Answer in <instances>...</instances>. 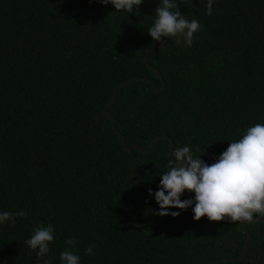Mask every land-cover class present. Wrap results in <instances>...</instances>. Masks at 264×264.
Returning <instances> with one entry per match:
<instances>
[{
	"label": "trees",
	"instance_id": "1",
	"mask_svg": "<svg viewBox=\"0 0 264 264\" xmlns=\"http://www.w3.org/2000/svg\"><path fill=\"white\" fill-rule=\"evenodd\" d=\"M158 4L130 14L99 0H0V211L26 213L0 226V264H37L24 241L48 224L40 264L67 248L80 264H264V221H243L240 259L241 222L194 220L191 207L161 216L148 192L173 159L168 137L211 165L205 153L264 124V0H213L211 15L207 0H177L203 29L147 63ZM116 91L108 110L126 146L168 136L152 152L126 150L102 118Z\"/></svg>",
	"mask_w": 264,
	"mask_h": 264
},
{
	"label": "clouds",
	"instance_id": "2",
	"mask_svg": "<svg viewBox=\"0 0 264 264\" xmlns=\"http://www.w3.org/2000/svg\"><path fill=\"white\" fill-rule=\"evenodd\" d=\"M99 2L114 6L115 12L131 14L139 10L144 0ZM179 2L184 3V0ZM176 8L177 0H159L155 9L154 24L147 32L160 45L174 39L191 43L193 34L203 29L197 20L189 21ZM212 10L213 0H207L206 14L211 15ZM171 156L173 159L168 160V171L159 173L158 190H148L149 196H154L159 206L158 215L177 216L179 212H170L169 209L187 210L191 207L194 220L206 216L209 221L227 218L230 223H236L252 221L254 217L264 218V124L247 128L242 137L231 141L211 165L201 158V154L195 156L189 146L175 147ZM185 190L194 193V196L182 200ZM25 215L23 211H0V226L5 223L13 226L17 217ZM53 233L51 224L35 227L31 237L24 241L36 253L37 264L49 252V244L54 240ZM66 243L75 245L76 241L69 238ZM92 254L93 248L88 247L85 255ZM43 264H47V261ZM60 264H80V257L67 248L60 253Z\"/></svg>",
	"mask_w": 264,
	"mask_h": 264
},
{
	"label": "water",
	"instance_id": "3",
	"mask_svg": "<svg viewBox=\"0 0 264 264\" xmlns=\"http://www.w3.org/2000/svg\"><path fill=\"white\" fill-rule=\"evenodd\" d=\"M172 41H173V40L168 41V43H166V44H163V45H160V44H159V45H155L154 47L150 48V49L148 50L147 54H146V62L148 63L149 54H150V52H151L153 49L158 48V47H160V46H165V47H167V46H169V45L172 43ZM178 42H179V44H180L182 47H187L188 44H189L187 41H186L185 44H183V42L180 41L179 39H178ZM151 68H152V70H154L156 73H158L157 69H155L154 67H151ZM137 79H139V78H138V77L132 78L131 80L126 81L125 83H123L121 87H123V86L127 85L128 83H130V82H132V81H134V80H137ZM150 82H151V81H150ZM121 87H120V88H121ZM154 87H155L158 91H162V90H164L165 85H163L162 88H158V87L154 84ZM116 95H117V91L115 92V94H114L113 98L111 99V101H110V102L106 105V107L104 108V110H103V112H102V118L104 119V118H106V117H112L113 128H114L115 132L117 133V135L120 137L121 142H122V144H123V146H124V148H125L126 150L130 151V150L136 148V149H139V150H141V151H143V152H148V153L152 152V150H153V148H154V144H155V142L158 141V140H160V139L167 138L168 136L162 135V136L155 137V138L151 141V143H150V148H149L148 150H145V149L139 147L138 145L126 146L125 137H124V136H123V135L117 130V128H116V126H115V119L113 118L112 114L109 113V110H108L109 107L112 106V105L114 104L115 99H116ZM98 117H99V116H98ZM168 139H169V146H170V149L173 151V150H174V146H173L172 140H171V138H169V137H168ZM186 146H189L190 148L193 147V146H191V145H186ZM195 148L198 149L197 147H195ZM205 155H207V156L210 157V158H214V159H217V158H218V157H216V156H213V155H210V154H207V153H205ZM252 221H264V219H256V220H252ZM252 221H251V222H252ZM242 224H243V222L239 223V225H238V226H239V229H240L241 232H246L248 236H247V239H246V242H245V246H244V253H243V255L240 257V259L246 257L247 252H248V243H249V241H250V239H251V233H250V231H249L248 229L242 228V227H241ZM227 260H230V259H229V258H220V259H217V260L213 261L211 264H215V263H217V262H219V261H227ZM232 260L235 261L236 259H232Z\"/></svg>",
	"mask_w": 264,
	"mask_h": 264
}]
</instances>
